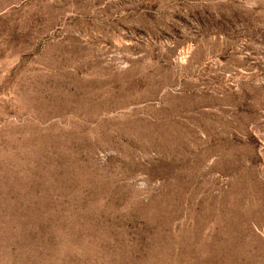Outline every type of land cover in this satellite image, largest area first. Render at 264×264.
Wrapping results in <instances>:
<instances>
[{
	"label": "rangeland",
	"instance_id": "374dc122",
	"mask_svg": "<svg viewBox=\"0 0 264 264\" xmlns=\"http://www.w3.org/2000/svg\"><path fill=\"white\" fill-rule=\"evenodd\" d=\"M0 264H264V0H0Z\"/></svg>",
	"mask_w": 264,
	"mask_h": 264
}]
</instances>
